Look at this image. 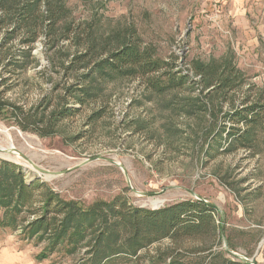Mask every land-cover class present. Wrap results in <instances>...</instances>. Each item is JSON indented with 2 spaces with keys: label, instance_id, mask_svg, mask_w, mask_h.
<instances>
[{
  "label": "rangeland",
  "instance_id": "rangeland-1",
  "mask_svg": "<svg viewBox=\"0 0 264 264\" xmlns=\"http://www.w3.org/2000/svg\"><path fill=\"white\" fill-rule=\"evenodd\" d=\"M62 1L76 22H91L100 36L116 28L135 29L141 46L168 62L163 71L180 70L189 80L162 95L148 85L147 76L116 77L100 82L97 96L80 104L65 92L70 80L66 83L57 73L56 59L54 65L48 61L44 29L32 44L37 66L0 76V103L41 111L47 104L43 95L49 94L52 103L60 101L77 110L59 122V134L46 137L22 130L10 113L0 110V127L9 133L7 138L0 134V144L10 141L18 152L13 160H0L17 165L26 182L43 183L84 210L98 201L156 209L202 198L217 209L220 239L214 248L231 260L246 257L249 264H264V156L253 157L243 149L226 151L222 123L210 120L212 114L203 106L208 104L221 116L231 106L228 100L237 107L245 97L257 98L264 92V0ZM2 19L0 15V24ZM0 27V49L18 55L22 36L1 48L6 27ZM63 52L72 54L75 46ZM223 57L243 72L244 85L225 96L202 90L192 63ZM186 102L194 106L193 113L178 110ZM19 153L53 175L41 173ZM227 185L238 191L237 196ZM41 190H36L31 210L41 205ZM29 209L19 214L15 230L0 225V264H93V229L49 251V233L28 236L26 222L35 217ZM98 225L96 221L93 228ZM209 244L160 239L136 255L111 256L104 264H167L165 253L179 250L193 257L189 255ZM41 253L47 256L38 259Z\"/></svg>",
  "mask_w": 264,
  "mask_h": 264
},
{
  "label": "trees",
  "instance_id": "trees-1",
  "mask_svg": "<svg viewBox=\"0 0 264 264\" xmlns=\"http://www.w3.org/2000/svg\"><path fill=\"white\" fill-rule=\"evenodd\" d=\"M0 15L4 21L0 25L6 27L1 48L17 35L22 36L23 44L18 55L0 49V76L18 69L25 70L31 64L37 66L38 61L31 54L32 44L45 29L48 61L54 65L56 59L57 73H62L66 83L70 80L65 92L80 104L97 96L102 88L100 82L116 77L147 76L148 85L162 95L182 87L189 80L188 74L180 70L163 71L168 62L157 57L152 49L142 47L135 29L116 28L100 36L91 22H76L62 0H0ZM71 46H75L74 53H62V49L67 51ZM192 68L200 78L202 90L208 89V93L214 95L225 96L245 83L243 72L230 58L206 63L194 61ZM43 97L47 104L41 111L8 102L0 103V110L10 113L22 130L40 137L59 134V122L77 109L67 107L66 103L62 105L60 101L52 103L49 94ZM228 102L231 106L221 111V116L209 109L208 104L203 105L204 110L212 114L210 120L223 125L227 142L225 150L243 149L251 152L253 157L264 156V92L257 98L245 97L237 107L234 102ZM178 110L189 114L193 113L194 106L186 102ZM227 186L237 196L238 191ZM41 187L44 189L41 190L42 203L36 210H31L33 196ZM29 207L35 217L26 222L28 236L49 233V251L55 244L65 239L72 243L76 235L85 237L86 230L93 229L96 232L93 264H104L111 256L136 255L160 239H169L172 243L210 241L207 247L189 255L193 257L182 255L179 250L165 253L167 264H249L243 260H231L224 256L223 250L214 248L220 239V228L215 222L217 209L212 203L185 199L160 208L145 209L121 201H98L84 210L76 201L61 199L43 183L26 182L17 165L0 160V225L15 230L17 217ZM96 221L99 225L93 228ZM227 243L228 248H234L230 241ZM203 251L208 254L203 256ZM46 256L41 253L37 258Z\"/></svg>",
  "mask_w": 264,
  "mask_h": 264
},
{
  "label": "bare ground",
  "instance_id": "bare-ground-1",
  "mask_svg": "<svg viewBox=\"0 0 264 264\" xmlns=\"http://www.w3.org/2000/svg\"><path fill=\"white\" fill-rule=\"evenodd\" d=\"M0 134L5 135L6 138L9 137L8 130L1 127H0ZM17 154L18 152L15 151V148L11 145L10 141H8L6 145L0 144V157L13 160L16 158V156H18Z\"/></svg>",
  "mask_w": 264,
  "mask_h": 264
},
{
  "label": "water",
  "instance_id": "water-1",
  "mask_svg": "<svg viewBox=\"0 0 264 264\" xmlns=\"http://www.w3.org/2000/svg\"><path fill=\"white\" fill-rule=\"evenodd\" d=\"M19 155H20L23 159H25L26 161H28V162H29V163H30L35 169H37V170L40 171L41 173H43V174H45V175H53V173H51V172H49V171H47V170L41 169V168L37 167L36 165H33V164L30 162V160H29L25 155L20 154V153H19ZM196 199L203 200L204 202H207L206 200H204V199H202V198H199V197H197ZM241 259H242L244 262H247V263L251 262V259H248V258H246V257H242Z\"/></svg>",
  "mask_w": 264,
  "mask_h": 264
}]
</instances>
